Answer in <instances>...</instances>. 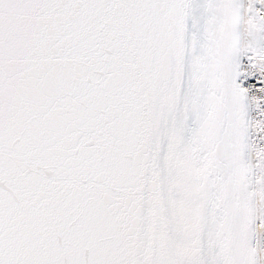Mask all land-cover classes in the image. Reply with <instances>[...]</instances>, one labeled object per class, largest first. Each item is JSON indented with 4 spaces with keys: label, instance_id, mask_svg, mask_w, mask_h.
<instances>
[{
    "label": "snow or ice",
    "instance_id": "snow-or-ice-1",
    "mask_svg": "<svg viewBox=\"0 0 264 264\" xmlns=\"http://www.w3.org/2000/svg\"><path fill=\"white\" fill-rule=\"evenodd\" d=\"M0 264H264V0H0Z\"/></svg>",
    "mask_w": 264,
    "mask_h": 264
}]
</instances>
